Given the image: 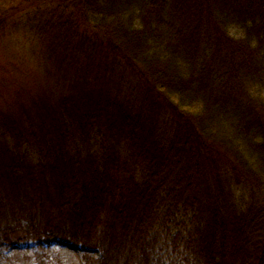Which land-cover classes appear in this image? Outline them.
I'll list each match as a JSON object with an SVG mask.
<instances>
[{
  "label": "trees",
  "instance_id": "16d2710c",
  "mask_svg": "<svg viewBox=\"0 0 264 264\" xmlns=\"http://www.w3.org/2000/svg\"><path fill=\"white\" fill-rule=\"evenodd\" d=\"M1 97L0 248L264 264V0H0Z\"/></svg>",
  "mask_w": 264,
  "mask_h": 264
},
{
  "label": "rangeland",
  "instance_id": "374dc122",
  "mask_svg": "<svg viewBox=\"0 0 264 264\" xmlns=\"http://www.w3.org/2000/svg\"><path fill=\"white\" fill-rule=\"evenodd\" d=\"M39 5H47L46 2H38ZM34 8L32 5L29 7V12ZM42 10H45L42 8ZM34 12V11H33ZM15 16V15H14ZM39 80L33 79L32 82L26 84V89L30 95L28 97H35L40 95ZM15 89V88H13ZM6 95V94H4ZM3 95V96H4ZM16 95H7L3 98L6 101L13 99ZM2 102V97L0 98ZM37 253H43L49 261L55 262L60 259L63 264H81L83 251L80 248H74L65 244H50L45 245L39 242H27L18 247H11L8 249L0 248V264H35L34 257ZM176 260L175 257L170 259L173 263Z\"/></svg>",
  "mask_w": 264,
  "mask_h": 264
},
{
  "label": "water",
  "instance_id": "95a60500",
  "mask_svg": "<svg viewBox=\"0 0 264 264\" xmlns=\"http://www.w3.org/2000/svg\"><path fill=\"white\" fill-rule=\"evenodd\" d=\"M85 251H87V252H88L89 250H85Z\"/></svg>",
  "mask_w": 264,
  "mask_h": 264
}]
</instances>
